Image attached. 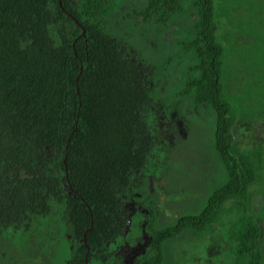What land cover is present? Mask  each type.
Returning <instances> with one entry per match:
<instances>
[{
  "label": "trees",
  "instance_id": "1",
  "mask_svg": "<svg viewBox=\"0 0 264 264\" xmlns=\"http://www.w3.org/2000/svg\"><path fill=\"white\" fill-rule=\"evenodd\" d=\"M237 1L61 0L66 13L59 0H0L2 262L12 249L17 264L57 257L71 225L79 244L73 264H83L79 239L92 220L88 243L103 246L123 228L121 199L136 190L133 180L160 167L159 116L190 104L214 119L212 156L224 179L208 173L202 211L177 204L182 213L170 209V223L158 216L160 203L167 209L153 194L161 189L145 184L151 241L135 264H198L207 242L203 264H264V143L239 130L251 125L239 123L231 102L248 75L237 85L224 77L233 59L226 54L235 51L225 43L252 46L244 36L251 25L240 27L256 4ZM240 134L252 145L241 146ZM176 145L163 168H176ZM182 238L191 244L177 251Z\"/></svg>",
  "mask_w": 264,
  "mask_h": 264
},
{
  "label": "rangeland",
  "instance_id": "2",
  "mask_svg": "<svg viewBox=\"0 0 264 264\" xmlns=\"http://www.w3.org/2000/svg\"><path fill=\"white\" fill-rule=\"evenodd\" d=\"M229 1L231 2L232 0ZM249 1L256 4L257 12H255V14L252 13L253 16L248 20L246 18L243 21L245 27L240 28L243 29L244 33L246 32V22H248L249 26L251 25V31L248 32V34H244V36H250L249 39H251L252 46L242 50L241 45H238L235 42H231L230 44L225 43L226 47L230 50L235 48V51L232 54H226L228 57L232 56L233 59H230V57L228 58L227 63H230L229 67L225 69L224 77L225 82L229 84L230 82L233 83L234 75V85H237V82L239 81H245V83H247L248 80L243 77L244 74L248 75L249 85L246 86V89L241 85V89L238 88L239 90L236 91L233 96L235 98H232L231 102L233 103L239 123L251 125L249 131L245 130L243 127L239 130L248 136L252 143L255 142L258 137H261L264 143V0ZM237 2L240 3L241 0ZM237 23H239V20H236V24ZM222 34L223 31L221 32V35ZM258 39L261 41L260 46H257L259 43ZM254 41H257L256 45ZM233 67L235 70L232 71ZM200 113L201 114H198L190 104H188V109L185 111L181 112L180 110L179 113L176 112L174 119L181 122L183 120L184 125L182 122V127L186 129L182 131L183 133L180 131L181 139L183 140L176 145L177 148L174 149L172 153L177 158L175 162L177 163V166L175 165L176 168L172 167L173 170L172 168L170 170L169 165L165 168H157L156 173L161 179L158 181L153 179L154 183L152 186V192L155 191V188L156 190L161 189L153 194H156L157 197L165 200L167 202L166 207L169 209H165L163 204L160 203L158 216L161 219V223L165 221L170 223V209L171 211H174V213H182V208H180V206H175L177 204H180L185 211H188V209L195 212L202 211V208L207 203L206 193L209 187L207 184L202 185V183L206 182V176L208 173L210 174V177L212 176V178H216V183L224 179L223 169H221L216 157L212 156V140L215 130L214 119L204 109ZM185 119L187 128L185 126ZM238 139L241 146L252 145L249 139L244 135L240 134ZM256 143H258V141ZM179 162H181V165H179ZM166 173H168V175L162 177V175ZM204 187L205 194L201 192V189ZM175 189L182 191L178 190L176 192ZM151 200L153 201V199ZM148 205L150 210H152V204ZM163 215H166V217ZM56 232L57 231H53L51 236L57 235L58 233ZM184 239L182 238L176 241L175 247L177 251L181 248ZM226 241V237H219V245H224ZM67 242L68 240L66 238L60 240V254H58L57 257H53L52 259L49 257L47 258V261H43L44 263L39 259L36 263L29 264H66L64 258L70 256L68 253L69 249L67 250L65 245ZM183 244L190 245L191 241H184ZM210 244L211 243L207 242L204 243V245L200 244L198 246L200 252L199 257L201 259L198 264H203L206 261ZM8 249L9 245H6L2 248V251L6 252ZM10 256L12 257H10L9 264H17V261L20 260V256H17V253L13 249L11 250ZM61 256L63 257L61 258ZM0 264H8V262H2L0 260Z\"/></svg>",
  "mask_w": 264,
  "mask_h": 264
},
{
  "label": "flooded vegetation",
  "instance_id": "3",
  "mask_svg": "<svg viewBox=\"0 0 264 264\" xmlns=\"http://www.w3.org/2000/svg\"><path fill=\"white\" fill-rule=\"evenodd\" d=\"M175 115L176 113L171 114L167 120H165L164 115H160L158 118L154 142L160 151L155 155L157 165H160L159 169L166 165L169 159L170 146L178 143L181 137L180 131L183 133L182 131L186 130L182 127L183 120L182 122L175 120ZM173 123L174 127L172 126ZM162 151L164 153H161ZM147 171L146 174H137L139 177L133 180V187L136 190L129 188L128 194H125L121 199L120 214L124 222L122 230L115 232L113 237L105 242V245L99 247L95 246L96 238L92 240V246L89 245L86 234L88 229L83 232V236L79 239V243L84 245L86 250L81 254L83 264H135L137 258L145 253L151 241V236L146 231L150 221V208L147 202L140 199L143 196L139 190L147 184L152 192L153 179L160 180L156 169L152 171L147 169ZM65 236L68 240L65 245L68 247L67 250L69 249L70 256L67 259L65 257L64 260L66 264H73L79 244H77L74 233L71 231V225L68 226V234L66 233Z\"/></svg>",
  "mask_w": 264,
  "mask_h": 264
},
{
  "label": "water",
  "instance_id": "4",
  "mask_svg": "<svg viewBox=\"0 0 264 264\" xmlns=\"http://www.w3.org/2000/svg\"><path fill=\"white\" fill-rule=\"evenodd\" d=\"M84 33H85V31H83V35H84ZM67 178H68V175H67ZM69 187L72 189L71 186H69ZM92 229H93V220L91 222V227L87 231H91ZM86 234H87V232H86Z\"/></svg>",
  "mask_w": 264,
  "mask_h": 264
},
{
  "label": "bare ground",
  "instance_id": "5",
  "mask_svg": "<svg viewBox=\"0 0 264 264\" xmlns=\"http://www.w3.org/2000/svg\"><path fill=\"white\" fill-rule=\"evenodd\" d=\"M59 3H60V6L62 7L63 11L66 12V13H68V12L63 8L62 3H61V0H59Z\"/></svg>",
  "mask_w": 264,
  "mask_h": 264
}]
</instances>
